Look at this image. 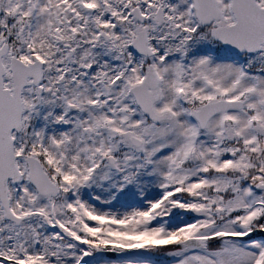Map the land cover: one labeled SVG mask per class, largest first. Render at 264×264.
<instances>
[{
    "label": "snow or ice",
    "instance_id": "snow-or-ice-1",
    "mask_svg": "<svg viewBox=\"0 0 264 264\" xmlns=\"http://www.w3.org/2000/svg\"><path fill=\"white\" fill-rule=\"evenodd\" d=\"M0 264H264V0H0Z\"/></svg>",
    "mask_w": 264,
    "mask_h": 264
}]
</instances>
